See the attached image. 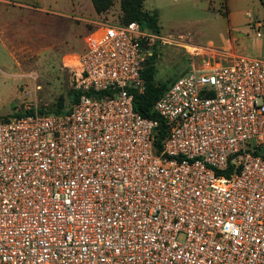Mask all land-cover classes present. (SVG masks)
<instances>
[{"label":"built area","instance_id":"2783aa9c","mask_svg":"<svg viewBox=\"0 0 264 264\" xmlns=\"http://www.w3.org/2000/svg\"><path fill=\"white\" fill-rule=\"evenodd\" d=\"M155 38L94 21L70 106L0 116V264H264V58L192 62L159 128L133 105Z\"/></svg>","mask_w":264,"mask_h":264},{"label":"rangeland","instance_id":"374dc122","mask_svg":"<svg viewBox=\"0 0 264 264\" xmlns=\"http://www.w3.org/2000/svg\"><path fill=\"white\" fill-rule=\"evenodd\" d=\"M143 8L158 16L157 80L179 76L214 51L264 58V0H144ZM120 15L119 0L100 13L91 0H0V116L58 98L67 109L84 34L94 21Z\"/></svg>","mask_w":264,"mask_h":264},{"label":"trees","instance_id":"16d2710c","mask_svg":"<svg viewBox=\"0 0 264 264\" xmlns=\"http://www.w3.org/2000/svg\"><path fill=\"white\" fill-rule=\"evenodd\" d=\"M91 2L94 10L97 13H100L107 10L111 6L113 0H91ZM143 2L144 0H119L121 15L118 22L126 23L132 20H136L142 27L147 28L152 32H158V16L154 11H148L144 9ZM153 44L154 43L151 44L152 52L147 56L144 67L141 71L145 81L144 90L142 92L134 93L133 105L134 108L142 115L157 119L159 123L158 127L162 128L163 120L154 110L153 105L156 99L163 93V91L170 85V83H172V81L176 77L168 79L166 81H160L155 78L156 52L154 48H152ZM69 96L71 97L72 102L78 96V92L71 87ZM66 107L67 106H64L62 99L58 98L55 101L54 105L48 107L41 106L40 108L37 107V109L39 113H60L64 112L66 110ZM33 109L34 107H30L28 109H25V112H32ZM162 136L163 133L161 132L158 136L159 138H157L155 141L156 144L159 143V139Z\"/></svg>","mask_w":264,"mask_h":264},{"label":"bare ground","instance_id":"6f19581e","mask_svg":"<svg viewBox=\"0 0 264 264\" xmlns=\"http://www.w3.org/2000/svg\"><path fill=\"white\" fill-rule=\"evenodd\" d=\"M187 48H189V51L194 52L195 49H199L200 47H196V46H188Z\"/></svg>","mask_w":264,"mask_h":264},{"label":"crops","instance_id":"0c3cea01","mask_svg":"<svg viewBox=\"0 0 264 264\" xmlns=\"http://www.w3.org/2000/svg\"><path fill=\"white\" fill-rule=\"evenodd\" d=\"M92 3V2H91ZM93 6V5H92ZM45 9V8H44Z\"/></svg>","mask_w":264,"mask_h":264}]
</instances>
